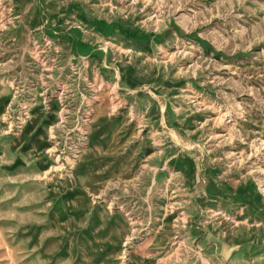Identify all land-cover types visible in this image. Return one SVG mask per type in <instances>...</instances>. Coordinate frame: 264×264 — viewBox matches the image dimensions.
Returning a JSON list of instances; mask_svg holds the SVG:
<instances>
[{
    "label": "rangeland",
    "instance_id": "obj_1",
    "mask_svg": "<svg viewBox=\"0 0 264 264\" xmlns=\"http://www.w3.org/2000/svg\"><path fill=\"white\" fill-rule=\"evenodd\" d=\"M25 1L0 0V264H264V0Z\"/></svg>",
    "mask_w": 264,
    "mask_h": 264
},
{
    "label": "crops",
    "instance_id": "obj_2",
    "mask_svg": "<svg viewBox=\"0 0 264 264\" xmlns=\"http://www.w3.org/2000/svg\"><path fill=\"white\" fill-rule=\"evenodd\" d=\"M23 1L26 2L25 0H23ZM78 33H80L79 30H77L75 32H71L68 29L65 30L64 32H62V34L60 36L62 38L61 39L58 38V40L62 43L61 44L62 47L65 49H72L75 45L74 43H76V42L81 41L82 43H85L83 38L80 39V34H78ZM73 34H76V36H74ZM97 37L98 36H96V38Z\"/></svg>",
    "mask_w": 264,
    "mask_h": 264
},
{
    "label": "bare ground",
    "instance_id": "obj_3",
    "mask_svg": "<svg viewBox=\"0 0 264 264\" xmlns=\"http://www.w3.org/2000/svg\"><path fill=\"white\" fill-rule=\"evenodd\" d=\"M95 8V7H94ZM52 10V9H51ZM98 11H99V9H98ZM151 19V18H150ZM106 43V42H105ZM113 45V44H112ZM148 48V47H147ZM136 68V67H135ZM125 69V72H126V74H130V72L128 71V69L127 68H124ZM131 69H132V67H131ZM161 70V69H160ZM130 71H132V70H130ZM134 72V71H133ZM138 72V71H137ZM161 73V72H160ZM135 74V73H134ZM122 76V75H121ZM129 76V75H128ZM132 77H133V79H135L137 76L136 75H132ZM131 79V78H130ZM132 84V83H131ZM179 161V160H178ZM180 161L181 162H183L181 159H180ZM185 161H186V159H185ZM180 162V163H181ZM176 163V162H175ZM180 163H178V164H180ZM189 164H190V162H189ZM182 165V164H181ZM184 165V164H183ZM177 166V165H176ZM180 166V165H179ZM183 168V167H182ZM189 169H190V166H189ZM182 170V169H181ZM192 172V171H191ZM190 172V170H189V173H191ZM182 173V172H181ZM214 184V183H213ZM212 184V185H213ZM252 185V184H251ZM215 187V186H214ZM252 188V187H251ZM250 188V189H251ZM212 189H214V188H212ZM216 190V189H215ZM209 191H211V190H209ZM214 191V190H213ZM209 193V192H208ZM216 192H214V194H215ZM251 208V207H250ZM101 231V230H100ZM105 231V230H104ZM101 232H103V231H101ZM110 234V233H109ZM108 234V235H109ZM101 235V234H100ZM106 236V235H105ZM113 241H115V240H113ZM95 242V241H94ZM107 244V243H106ZM109 247H110V245H108ZM112 247V246H111ZM100 248V247H99ZM114 248V247H113ZM88 249H89V247H88ZM109 249V248H108ZM99 251V250H98ZM87 252V251H86ZM95 252V251H94ZM102 253V252H101ZM90 255H93V254H90ZM101 255V254H100ZM140 257V256H139ZM95 258V257H94ZM95 262V261H94ZM86 263V262H85ZM142 263V262H141ZM132 264V263H131ZM137 264V263H136Z\"/></svg>",
    "mask_w": 264,
    "mask_h": 264
},
{
    "label": "trees",
    "instance_id": "obj_4",
    "mask_svg": "<svg viewBox=\"0 0 264 264\" xmlns=\"http://www.w3.org/2000/svg\"><path fill=\"white\" fill-rule=\"evenodd\" d=\"M201 43L204 45V47H206V48L208 47V45L205 42L201 41Z\"/></svg>",
    "mask_w": 264,
    "mask_h": 264
}]
</instances>
